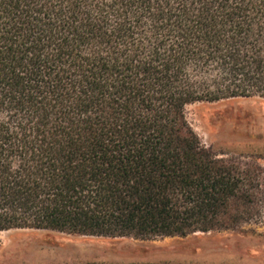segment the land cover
<instances>
[{
  "label": "trees",
  "instance_id": "trees-1",
  "mask_svg": "<svg viewBox=\"0 0 264 264\" xmlns=\"http://www.w3.org/2000/svg\"><path fill=\"white\" fill-rule=\"evenodd\" d=\"M264 100V0H0V232L155 240L264 224V166L184 109Z\"/></svg>",
  "mask_w": 264,
  "mask_h": 264
},
{
  "label": "rangeland",
  "instance_id": "rangeland-1",
  "mask_svg": "<svg viewBox=\"0 0 264 264\" xmlns=\"http://www.w3.org/2000/svg\"><path fill=\"white\" fill-rule=\"evenodd\" d=\"M184 115L219 157L243 155L264 166V100L193 103ZM0 264H264V224L146 241L10 230L0 232Z\"/></svg>",
  "mask_w": 264,
  "mask_h": 264
}]
</instances>
